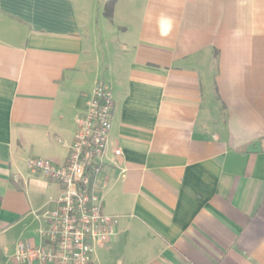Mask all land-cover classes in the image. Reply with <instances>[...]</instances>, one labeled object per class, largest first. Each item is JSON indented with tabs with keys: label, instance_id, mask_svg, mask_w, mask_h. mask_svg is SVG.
<instances>
[{
	"label": "crops",
	"instance_id": "obj_1",
	"mask_svg": "<svg viewBox=\"0 0 264 264\" xmlns=\"http://www.w3.org/2000/svg\"><path fill=\"white\" fill-rule=\"evenodd\" d=\"M108 1L0 0V264L62 193L27 161L66 163L98 83L122 154L94 264H264V0Z\"/></svg>",
	"mask_w": 264,
	"mask_h": 264
},
{
	"label": "built area",
	"instance_id": "obj_2",
	"mask_svg": "<svg viewBox=\"0 0 264 264\" xmlns=\"http://www.w3.org/2000/svg\"><path fill=\"white\" fill-rule=\"evenodd\" d=\"M113 100L110 90L96 84L84 112L76 120V133L66 163L30 159V173H41L62 186L61 195L45 217L46 227L39 232V245L18 243L15 260L19 264H94L97 247L114 236L118 218L105 214L98 190L102 169L116 165L121 151L108 152Z\"/></svg>",
	"mask_w": 264,
	"mask_h": 264
},
{
	"label": "trees",
	"instance_id": "obj_3",
	"mask_svg": "<svg viewBox=\"0 0 264 264\" xmlns=\"http://www.w3.org/2000/svg\"><path fill=\"white\" fill-rule=\"evenodd\" d=\"M116 0L108 1L104 6V14L106 17H110Z\"/></svg>",
	"mask_w": 264,
	"mask_h": 264
},
{
	"label": "water",
	"instance_id": "obj_4",
	"mask_svg": "<svg viewBox=\"0 0 264 264\" xmlns=\"http://www.w3.org/2000/svg\"><path fill=\"white\" fill-rule=\"evenodd\" d=\"M254 148H257L256 150L259 151L258 144H254L252 146H249V148L247 149V151L253 152L254 151Z\"/></svg>",
	"mask_w": 264,
	"mask_h": 264
},
{
	"label": "rangeland",
	"instance_id": "obj_5",
	"mask_svg": "<svg viewBox=\"0 0 264 264\" xmlns=\"http://www.w3.org/2000/svg\"><path fill=\"white\" fill-rule=\"evenodd\" d=\"M97 248H98V247H97ZM95 256H96V248H95V250H94L93 258H95Z\"/></svg>",
	"mask_w": 264,
	"mask_h": 264
}]
</instances>
